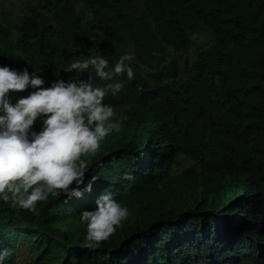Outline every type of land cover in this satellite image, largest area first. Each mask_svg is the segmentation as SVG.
Returning a JSON list of instances; mask_svg holds the SVG:
<instances>
[{
    "label": "trees",
    "instance_id": "1",
    "mask_svg": "<svg viewBox=\"0 0 264 264\" xmlns=\"http://www.w3.org/2000/svg\"><path fill=\"white\" fill-rule=\"evenodd\" d=\"M31 2L20 24L0 20V65L43 87L90 74L103 86L64 65L104 55L114 66L127 51L134 78L116 76L124 87L104 98L122 127L88 157L91 192L50 195L37 213L0 200L4 264H264V0ZM196 28L212 34L207 47ZM31 90L10 91L13 102ZM104 191L130 215L94 247L80 214Z\"/></svg>",
    "mask_w": 264,
    "mask_h": 264
},
{
    "label": "clouds",
    "instance_id": "2",
    "mask_svg": "<svg viewBox=\"0 0 264 264\" xmlns=\"http://www.w3.org/2000/svg\"><path fill=\"white\" fill-rule=\"evenodd\" d=\"M134 53L124 52L114 66L104 55H90L65 64V71L77 74L94 71L108 83L103 86L87 79H58L48 87L37 72L28 68L16 70L0 65V200L13 207L37 213V203L50 195L67 198L81 197L91 192L99 179L92 175L88 157L94 156L101 142L122 125L115 107L105 103V96L124 87L116 76L126 73L134 78L130 64ZM32 89L27 96L13 102L10 91ZM40 120L37 130L34 124ZM83 185V187H81ZM96 207L84 210L80 219L86 224L85 239L99 247L130 215L129 208L113 198L110 191L102 192ZM8 250H0L4 264Z\"/></svg>",
    "mask_w": 264,
    "mask_h": 264
},
{
    "label": "rangeland",
    "instance_id": "3",
    "mask_svg": "<svg viewBox=\"0 0 264 264\" xmlns=\"http://www.w3.org/2000/svg\"><path fill=\"white\" fill-rule=\"evenodd\" d=\"M33 4L35 3L31 2V0H0V20H5L7 23H11L14 25L20 24L23 17H25L29 13L27 7ZM78 10L80 11L81 8L78 7ZM190 34L193 41L196 42V44H198L200 48L207 47L212 42V34L206 30L196 28L194 31L190 32ZM194 51L195 50L192 48L188 57L185 58L193 61L196 55ZM166 56L168 60L176 58L183 61V59H185L183 58V56L173 52L171 49L168 50ZM40 125L41 122L38 119L34 124V127L38 130L40 128ZM194 167L195 165L192 162L187 159H182L180 161V166L178 167V169L186 170Z\"/></svg>",
    "mask_w": 264,
    "mask_h": 264
}]
</instances>
